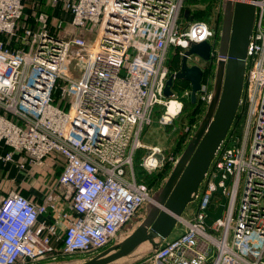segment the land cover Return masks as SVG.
<instances>
[{
	"label": "built area",
	"instance_id": "built-area-1",
	"mask_svg": "<svg viewBox=\"0 0 264 264\" xmlns=\"http://www.w3.org/2000/svg\"><path fill=\"white\" fill-rule=\"evenodd\" d=\"M250 2L241 130L230 127L184 209L187 216L177 217L181 232L151 251L148 263L264 264V0ZM221 3L51 0L78 32L64 38V19L39 12L35 24H20L24 0H0V142L8 148L2 158L19 154L38 167L53 155L62 165L41 201L16 190L0 198V264L92 257L127 232L153 194L135 173L137 151L143 150L139 165L148 174L171 169L178 158L143 143V131L159 110L158 123L171 124L190 100L189 85H174L165 96V83L190 43L207 41L216 57ZM206 7L213 12L197 17ZM68 58L73 73L65 68ZM200 60L187 56L189 66L203 71L195 103L204 110L214 67ZM200 118L184 127L187 141ZM217 186L224 208L207 225V211L221 199ZM48 213L51 221L39 220Z\"/></svg>",
	"mask_w": 264,
	"mask_h": 264
},
{
	"label": "water",
	"instance_id": "water-1",
	"mask_svg": "<svg viewBox=\"0 0 264 264\" xmlns=\"http://www.w3.org/2000/svg\"><path fill=\"white\" fill-rule=\"evenodd\" d=\"M250 1L252 0H222L217 61L210 100L169 174L152 194V201L147 203L141 222L120 242L74 264H110L130 255L144 242L150 244L151 251L156 250L170 236L177 224V217L182 215L191 195L197 190L238 110L243 89L246 49L255 10ZM210 50L211 46L207 41L190 43L181 57L178 69L167 78L164 95L171 96L175 82L183 80L190 86V101L194 104L203 71L198 65L189 66L187 56L196 54L201 59L208 60ZM219 179L220 175L217 174L216 184ZM227 183L228 179H225L224 185ZM216 192L221 195V199L214 212L207 211V225L218 219L224 208L223 186H217Z\"/></svg>",
	"mask_w": 264,
	"mask_h": 264
},
{
	"label": "rangeland",
	"instance_id": "rangeland-1",
	"mask_svg": "<svg viewBox=\"0 0 264 264\" xmlns=\"http://www.w3.org/2000/svg\"><path fill=\"white\" fill-rule=\"evenodd\" d=\"M204 1L207 2L208 0H204ZM190 2H192V0H188V4H190ZM24 4L26 8H25L23 17L20 21V24H23L26 22L35 24L36 22L34 21V18L40 12V9L41 10L45 9L44 11L48 13H51V10H54V11L59 10L60 14H66L58 6L52 5L50 0H24ZM211 11L213 12V9H211ZM221 17H222V13H219L218 22L220 26H221ZM49 18L52 21L56 20V18L61 19V17H56V15L55 16L53 15L52 17L49 16ZM65 22L66 24L64 25V28L62 30L64 38L75 36L78 32L74 30L73 28H71V26L69 25V20ZM73 64H74L73 60L68 58L66 62V66H65L68 72L73 73L72 71ZM175 68H177V66L174 67V69ZM172 73L173 71L171 72V74ZM190 111H191V108L187 107L181 112V114L177 118L173 120L171 124L163 125V124L158 123V120H157L158 115L161 112L159 110V112L153 118V123L150 126H147L145 130L143 131V134L141 137L142 142L145 144H149V145L150 144L158 145L165 152H174V153H177L179 156L181 151L176 150V146L180 138L185 137L184 127L188 124ZM49 157H51L52 159H56L57 156L50 155ZM169 172L167 173V175L169 174ZM156 173H158V171H155L149 175L156 174ZM166 176H164L159 181L158 184H155L154 186L151 187L153 190V193L156 191L161 181ZM146 205L147 204H145L139 210L136 218L132 220L130 224L127 226V232H124V234H121L112 244L109 245V247L123 240L127 235H129L135 229V227L141 222L142 218L145 215ZM182 216H187L185 211L182 213ZM181 230H182V225L181 223L178 222L173 228L169 237L177 235L179 232H181ZM58 247L60 246L58 245ZM150 254H151V246L148 242H144L140 246H138L130 255L117 259L116 261L111 262L110 264H151V263H148L149 261H146V259L148 258ZM60 256L61 257L57 260L49 259L43 264H74V263L85 261L90 257L89 255H65V254H60Z\"/></svg>",
	"mask_w": 264,
	"mask_h": 264
},
{
	"label": "crops",
	"instance_id": "crops-1",
	"mask_svg": "<svg viewBox=\"0 0 264 264\" xmlns=\"http://www.w3.org/2000/svg\"><path fill=\"white\" fill-rule=\"evenodd\" d=\"M44 10L45 9H40V12H44L51 17L56 15V17H61L65 21L69 20V15L60 14L59 10H51V13ZM7 150L8 148L0 142V198L5 196L11 190H16L34 201H41L45 196V193L49 191L57 179L58 174L55 170L56 159L47 157L41 166L31 167L22 162L19 154H13L11 160H4L2 156ZM20 164H23L24 166L21 167ZM50 215L51 214L49 213L41 215L39 220L49 222L51 221ZM175 236L176 235L168 237V239Z\"/></svg>",
	"mask_w": 264,
	"mask_h": 264
},
{
	"label": "trees",
	"instance_id": "trees-1",
	"mask_svg": "<svg viewBox=\"0 0 264 264\" xmlns=\"http://www.w3.org/2000/svg\"><path fill=\"white\" fill-rule=\"evenodd\" d=\"M210 13H211V9H208V8L205 9V10H202V11L198 10V11L195 12L196 16L199 17V18H207V16H209ZM211 73H213V70H212ZM187 107L191 108V111L189 112L190 116H189L188 123H192L194 121H197V119H199L202 116L204 110L201 109L200 106H198L196 103L193 104V103H191L190 100H184L182 111L184 109H186ZM243 118H244L243 109L241 107H238V110H237V112L235 114V117L233 119V122H232V126H231V129H230V132L233 130V132L237 133V132H239L241 130V126H242V123H243ZM186 143H187V140L185 139V137L180 138L179 142L177 143L176 150L182 151V149L185 147ZM142 154H143V150L140 149V150L137 151V153L135 155V158H134L135 173L137 175L138 180L143 181L148 186L152 187L155 184H158L159 181L164 176L167 175V173L169 172L170 166L166 165L163 168H161L160 170H157L158 173L149 175L139 165L140 158H141ZM55 165H56V169L55 170L57 171L56 173L59 175V173L62 170V165L59 162H56Z\"/></svg>",
	"mask_w": 264,
	"mask_h": 264
},
{
	"label": "flooded vegetation",
	"instance_id": "flooded-vegetation-1",
	"mask_svg": "<svg viewBox=\"0 0 264 264\" xmlns=\"http://www.w3.org/2000/svg\"><path fill=\"white\" fill-rule=\"evenodd\" d=\"M217 45H218V43H217ZM216 61H217V54H216V57H210L208 60L201 59L200 63H202L203 65L208 66V67H214V71H215ZM175 85L178 86V88H182V87L188 86V82L183 81V80H178L175 82Z\"/></svg>",
	"mask_w": 264,
	"mask_h": 264
},
{
	"label": "bare ground",
	"instance_id": "bare-ground-1",
	"mask_svg": "<svg viewBox=\"0 0 264 264\" xmlns=\"http://www.w3.org/2000/svg\"><path fill=\"white\" fill-rule=\"evenodd\" d=\"M173 106H174V102H171V103H170V105H169V110H171V111H172V109H173Z\"/></svg>",
	"mask_w": 264,
	"mask_h": 264
}]
</instances>
